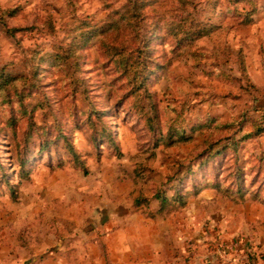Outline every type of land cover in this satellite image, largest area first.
Returning a JSON list of instances; mask_svg holds the SVG:
<instances>
[{
    "label": "rangeland",
    "instance_id": "1",
    "mask_svg": "<svg viewBox=\"0 0 264 264\" xmlns=\"http://www.w3.org/2000/svg\"><path fill=\"white\" fill-rule=\"evenodd\" d=\"M255 1L258 11L264 0ZM125 2L0 0V67L13 75L23 74L21 49L52 53L53 44L64 39L67 25L82 16L103 19L106 4L120 8ZM194 2L196 22L203 25L210 20L214 28L208 35L182 46L178 55L152 79L161 128L164 131L171 124L189 129L210 117L221 124L246 118L243 130L229 131L237 126L220 128L212 122L193 132L192 141L161 145L148 159L150 152L146 147L151 144L152 133L145 119L130 109L136 103L133 98L124 105L113 106L116 94L111 97L109 93L114 90L117 95L123 94L125 88L113 80V67L102 56L98 37L92 38L83 49L79 68L69 62L47 68L41 93L26 97L25 110L10 86L0 91V164L7 167L9 175L4 180L0 169V264H52L49 258L58 254L70 264H80L89 244L101 242L106 228L103 221L105 226H112L113 221L107 218L118 212L115 208L120 202L138 205L136 211L142 215L151 213L153 191L167 186L168 176H184L183 168L204 137L211 134L212 140L219 138L215 148H221L227 144L226 137L238 138L251 130V122L264 124L262 111L257 110L264 104V18L242 24L240 15L226 17L231 9L226 0ZM175 6L181 10V6L166 0L160 10L170 16L173 13L168 10ZM1 9L16 12L3 16ZM2 16L6 24L2 23ZM45 20L53 24L52 33L47 28L29 29ZM10 28L19 29L11 35ZM170 48L167 43L168 56H173L175 52H170ZM239 50L250 79L244 78L238 68ZM251 82L256 88L250 86ZM89 100L96 108L106 104L110 107L106 119L120 156L109 144L95 147L91 141L86 122ZM29 112L36 124L59 125L67 141L54 139L39 152L33 136L28 151L34 154L27 162L29 177H20L15 158L18 147H22ZM11 118L15 133L7 124ZM55 134L52 131L50 137L56 138ZM67 142L80 154L85 169L73 164ZM239 167L244 186L240 193L233 176ZM192 169L197 170L195 183L202 190L186 206L196 210L192 218L200 225L202 237L209 243L207 248L215 251L218 258L232 253L264 260V133L242 141L234 152L227 149L204 167L193 163ZM212 182L219 183L221 189ZM9 184L18 191L17 200L12 199ZM191 184L186 181L185 186L191 189ZM225 186L229 191L223 190ZM178 210L182 207L165 215ZM100 252H104V247Z\"/></svg>",
    "mask_w": 264,
    "mask_h": 264
},
{
    "label": "trees",
    "instance_id": "2",
    "mask_svg": "<svg viewBox=\"0 0 264 264\" xmlns=\"http://www.w3.org/2000/svg\"><path fill=\"white\" fill-rule=\"evenodd\" d=\"M164 1L166 0H126L120 8H114L110 4H106L107 13L103 19L94 20L88 16H82L74 24L67 25L64 30V39L53 44L54 51L52 53L40 54L41 50L36 48L29 51L21 49V51H24L25 72L13 75L6 71L4 66L0 67V91L10 86L16 101L25 110L28 107L25 103L26 97L41 93L43 75L47 68L67 62L71 63L72 67L79 68L82 63L83 49L92 38L97 36L102 56L106 59L108 65L113 67L115 74L113 80L120 81L125 88L123 94L117 95L114 90L109 93L111 97L116 94L113 106L124 105L128 99L133 98L136 103L133 106L130 105V109L145 119L148 130L152 133L151 144L146 147V150L150 152L148 159L154 155V149L161 145L169 147L192 141L193 132L207 127L212 122H215L216 126L220 128H228L235 124L237 128L229 131H242L247 122L246 118H242L235 123L221 124L217 122L215 117L208 118L204 123L193 124L189 129L184 127L174 128V125L169 124L166 125L164 131L162 130L155 92L151 89L152 79L158 70L164 68L178 55V51L182 46L189 45L192 41L208 35L214 28V24L210 20L203 25L196 22L194 16L196 3L194 0H169L181 6V10L177 9V6L174 9H169L168 11L173 13L170 16H167L165 11L160 10ZM226 1L231 7L228 10L229 12L226 13V17L240 15L242 24L253 22V16L257 9L255 0ZM1 11L3 16L4 13L12 16L16 12L15 9H1ZM3 16L1 18L2 23L6 24ZM40 28H47L50 33L54 31V26L50 20L37 22L36 26L29 29L39 30ZM18 29L10 28L8 31L11 35H14V32ZM167 43L171 44L170 52H175L173 56H168V51L165 49ZM237 55H239L238 68L240 72L244 78L250 79L241 50L238 51ZM250 86L256 88L252 82ZM86 97H88L87 94ZM7 99L11 102L10 95L7 96ZM107 101V99H104L105 103ZM109 108L107 104L96 108L89 100L86 122L94 146L98 147L100 144L107 143L117 150L116 154L120 156L121 152L116 146L114 134L106 119ZM257 110L262 111V118H264V104ZM182 114L183 112L180 113V116ZM14 123V119L11 118L7 124H10V129L15 133ZM251 126V130L244 132L238 138L226 137L228 139L227 144H224L221 148H215V143L219 138L212 140L211 134L204 137L202 142L196 145L191 160L183 168L184 176H168L167 186L157 187L153 191L152 196L158 201L155 213L164 215L174 209L184 207L191 197L198 195L202 189L200 185L198 186L195 183L197 170L192 169L193 163L198 168L204 167L227 149H232L234 152L242 141L256 138L264 133L262 122H251ZM52 131H56V138L50 137ZM33 136L37 139L36 151L39 152L46 149L54 139L63 138L67 141L59 125L36 124L29 112L22 147H18L15 158V163L18 165L16 173L20 177H29L30 170L27 167V162L34 154L28 151L32 146ZM67 145L73 164L85 169L80 154L74 150L70 142H67ZM0 169L3 170L2 178L7 181L9 176L7 167L0 164ZM241 173L240 167L233 172L236 191L239 193L244 189ZM186 181H192L191 189L185 186ZM212 184L215 188L221 189L219 183L212 182ZM9 189L12 199L17 200L18 191L15 186L9 184ZM229 189L228 186H225L223 190L229 191Z\"/></svg>",
    "mask_w": 264,
    "mask_h": 264
},
{
    "label": "crops",
    "instance_id": "3",
    "mask_svg": "<svg viewBox=\"0 0 264 264\" xmlns=\"http://www.w3.org/2000/svg\"><path fill=\"white\" fill-rule=\"evenodd\" d=\"M261 17L264 18V6L258 7L253 22ZM152 203L154 208L146 216L136 211L138 205L120 202L115 208L118 212L108 214L112 226H105L103 221L106 228L101 242L89 244L80 264H264V260L244 254L228 253L218 258L215 251L207 248L209 243H205L200 225L192 218L196 210L185 205L171 215H158L154 197ZM101 247L104 252H100ZM60 256L49 259L52 264H70Z\"/></svg>",
    "mask_w": 264,
    "mask_h": 264
},
{
    "label": "built area",
    "instance_id": "4",
    "mask_svg": "<svg viewBox=\"0 0 264 264\" xmlns=\"http://www.w3.org/2000/svg\"><path fill=\"white\" fill-rule=\"evenodd\" d=\"M237 243V242H236Z\"/></svg>",
    "mask_w": 264,
    "mask_h": 264
}]
</instances>
